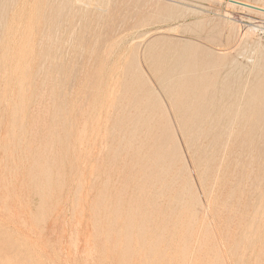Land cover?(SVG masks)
I'll return each mask as SVG.
<instances>
[{"label":"rangeland","instance_id":"1","mask_svg":"<svg viewBox=\"0 0 264 264\" xmlns=\"http://www.w3.org/2000/svg\"><path fill=\"white\" fill-rule=\"evenodd\" d=\"M232 1L264 7L0 0V264H264V12Z\"/></svg>","mask_w":264,"mask_h":264},{"label":"bare ground","instance_id":"2","mask_svg":"<svg viewBox=\"0 0 264 264\" xmlns=\"http://www.w3.org/2000/svg\"><path fill=\"white\" fill-rule=\"evenodd\" d=\"M237 2H238V1H237ZM239 3H240V2H239ZM238 5H239V4H238ZM247 5H249V4H247ZM232 6H233V5H232ZM234 6H236V5H234ZM250 6H253V5H250ZM254 7H257V6H254ZM245 8H246V7H245ZM245 8H244V9H245ZM258 8H261V7L258 6ZM263 8H264V7H263ZM263 8H262V9H263ZM242 9H243V7H242ZM244 9H243V10H244ZM246 9L251 10L252 8H251V9H250V8H246ZM100 10H101V9H100ZM248 10H246V11H248ZM258 12H259V11H258ZM252 13H253V11H252ZM257 14H258V13H257ZM247 27H248V26H247ZM249 29H250V28H249ZM251 30H252V28H251ZM253 31H254V30H253ZM55 32H56V31H55ZM246 32H247V31H246ZM240 33H241V32H240ZM70 36H71V35H70ZM240 38H241V37H240ZM242 38H243V37H242ZM240 40H241V39H240ZM169 44H170V43H169ZM160 45H161V44H160ZM166 46H167V45H166ZM163 47H164V46H163ZM168 47H169V46H168ZM179 47H180V46H179ZM145 49H146V48H144V50H145ZM155 49H156V48H155ZM173 49H174V48H173ZM173 51H174V50H173ZM164 53H165V51H164ZM164 53H163V54H164ZM176 53H177V52H176ZM176 53H175V54H176ZM152 54H153V53H152ZM144 55H145V54H144ZM179 55H180V54H178V56H179ZM182 55H183V54H182ZM138 56H139V55H138ZM158 57H160V56H158ZM183 57H184V56H183ZM183 57H182V58H183ZM168 60H169V59H168ZM170 60H171V58H170ZM172 60H173V59H172ZM204 60H206V58H204ZM155 61H156V60H155ZM164 61H165V60H164ZM168 62H169V61H168ZM201 62H202V61H201ZM203 63H204V61H203ZM199 65H201V64H199ZM234 65H235V64H234ZM137 67H138V66H137ZM159 67H160V66H159ZM163 67H165V65H164ZM166 67H167V66H166ZM151 68H152V67H151ZM161 68H162V66H161ZM130 69H132V68H130ZM133 70H135V69H133ZM133 70L131 71L132 73H133ZM198 70H200V68H199ZM244 70H245V69H244ZM250 70H251V69H250ZM135 71H136V70H135ZM135 71H134V72H135ZM159 71H160V70H159ZM201 71H202V70H201ZM201 71H200V72H201ZM140 72H142V71H140ZM137 73H138V71H137ZM154 73H155V72H154ZM201 73H202V72H201ZM140 74H141V73H140ZM155 74H156V73H155ZM128 75H129V74H128ZM136 75H137V74H136ZM158 75H159V74H158ZM200 75H201V74H200ZM129 76H130V75H129ZM131 76H132V75H131ZM201 76L203 77V75H201ZM138 77H139V76H138ZM132 78H133V77H132ZM135 78H137V77H135ZM141 79H142V77H141ZM198 79H200V78H198ZM238 79H239V78H238ZM111 80H112V79H111ZM131 80H132V79H131ZM131 80H130V82H131ZM247 80H248V79H247ZM135 81H137V80H135ZM140 81H141V80H140ZM143 81H144V80H143ZM143 81H141V82H143ZM221 81H223V80H220V82H221ZM125 82H126V81H125ZM200 82H201V81H200ZM131 83H132V82H131ZM131 83H129V84H131ZM136 83H137V82H136ZM138 83H140V82H138ZM129 84H128V85H129ZM145 84H146V83H145ZM145 84H144V87H146ZM199 84H200V83H199ZM134 85H135V84H134ZM142 85H143V84H142ZM146 85H147V84H146ZM183 85H184V84H183ZM188 85H189V84H188ZM236 85H237V84H236ZM149 86H150V85H149ZM190 86H191V85H190ZM126 87H129V86H126ZM126 87H125V89H127ZM130 87H131V85H130ZM147 87H148V85H147ZM188 87H189V86H188ZM194 87H196V84H195ZM141 88H142V87H141ZM148 88L150 89L151 87H148ZM191 88H192V87H191ZM132 89H133V88H132ZM135 89H137V88L135 87ZM145 89H147V88H145ZM152 89H153V88H152ZM101 90H102V89H101ZM143 90H144V89H143ZM153 90H154V89H153ZM130 91H131V90H130ZM128 92H129V91H128V89H127L126 94H127ZM138 92H139V91H138ZM141 92H142V89H140V93H141ZM155 92H156V91H155ZM199 92H200V91H199ZM133 93H134V91H133ZM145 93H146V92H145ZM145 93H144V94H145ZM192 93H193V92H192ZM137 94H139V93H137ZM170 94H171V93H170ZM182 94H183V93H182ZM187 94H189V93H187ZM198 94H199V93H198ZM212 94H213V92H212ZM130 95H131V94H130ZM167 95H168V94H167ZM189 95H191V94H189ZM133 96H134V94H133ZM170 96H171V95H170ZM183 96H184V95H183ZM137 97H138V96H137ZM178 97H179V96H178ZM186 97H188V96H186ZM186 97H185V98H186ZM23 98H24V97H23ZM131 98H133V97H131ZM159 98H160V97H159ZM174 98H176V97H174ZM124 99H125V98H124ZM181 99H182V98H181ZM132 100H133V99H132ZM149 100H150V99H148V101H149ZM171 100H172V98H171ZM144 101H146V99H144V100L142 99V103H144ZM121 102H123V101H120V103H121ZM125 102H126V101H125ZM131 102H132V101H131ZM146 102H147V101H146ZM159 102H160V101H159ZM118 103H119V102H118ZM160 103H161V102H160ZM219 103H220V102H219ZM122 104H123V103H122ZM149 104H150V103H149ZM152 104H153V103H152ZM157 104H158V103H157ZM124 105H125V104H124ZM144 105H145V104H144ZM146 105H147V104H146ZM146 105H145V106H146ZM160 105H161V104H160ZM117 106L119 107L120 105L117 104ZM126 106H127V105H126ZM140 106H141V105H140ZM145 106H144V107H145ZM163 106H164V105H163ZM177 106H180V105H177ZM217 106H218V104H217ZM127 107H128V106H127ZM138 107H139V106H138ZM161 107H162V105H161ZM172 107H174V106H172ZM139 108H142V107H139ZM146 108H147V107H146ZM181 108H182V107H181ZM181 108H179V109H181ZM85 109H86V108H85ZM150 109H151V107H150ZM152 109H153V107H152ZM158 109H162V110H163V109H165V107H164V108H160V107H159ZM177 109H178V108H177ZM240 109H241V108H240ZM111 110H112V109H111ZM192 110H194V109H192ZM230 110H231V109H230ZM88 111H89V110H88ZM107 111H108V110H107ZM136 111H137V110H135V112H136ZM100 112H101V111H100ZM102 112H103V111H102ZM144 112L146 113V110H144ZM144 112H143V113H144ZM149 112H150V111H149ZM152 112H153V111H152ZM159 112H161V111H159ZM224 112H225V111H224ZM143 113H140V115L143 114ZM161 113H162V112H161ZM163 113L165 114V112H163ZM239 113H240V111H239ZM239 113L237 114V116L239 115ZM153 114H154V113H153ZM158 114H160V113H158ZM176 114H177V113H176ZM81 115H82V114H81ZM85 115H86V113H85ZM129 115H130V114H129ZM140 115H138L139 118L142 117V115H141V116H140ZM161 115H162V114H161ZM185 115H186V113H185ZM224 115H225V114H224ZM158 116H159V115H158ZM158 116H157V117H158ZM79 117H80V114H79ZM83 117H84V116H83ZM143 117H144V114H143ZM149 117H150V116H149ZM164 117H166V116H164ZM127 118H128V117H127ZM129 118H130V117H129ZM129 118H128V121H130ZM139 118H138V119H139ZM151 118H152V115H151ZM154 118H155V117H154ZM158 118H159V117H158ZM205 118H206V116H205ZM78 119H79V118H77V120H75V121H78ZM99 119H100V118H99ZM115 119H116V117H115ZM142 119H143V118H142ZM144 119H145V118H144ZM148 119H149V118H148ZM165 119H167V118H165ZM154 120H155V119H153V120H151V121H154ZM208 120H209V119H208ZM80 121H81V120H80ZM80 121H79V122H80ZM114 121H115V120H114ZM114 121H113V122H114ZM128 121H126V122H128ZM133 121H134V119L132 120V124L134 123ZM143 121H144V120H143ZM151 121H150V122H151ZM160 121L162 122L161 119H160ZM165 121H167V120H164V122H165ZM82 122H83V121H82ZM115 122H116V121H115ZM121 122H122V121H121ZM150 122H149L148 124H150ZM164 122H163V123H159V121H158L159 124H165ZM95 123H96V122H95ZM166 123H168V122H166ZM195 123H196V122H195ZM200 123H201V122H200ZM236 123H237V121H236ZM146 124H147V123H146ZM146 124H145V125H146ZM168 124H169V123H168ZM223 124H224V123H223ZM120 125H121V123H120ZM129 125L131 126V124H129ZM150 125H151V124H150ZM157 125H158V124H157ZM169 125H170V124H169ZM180 125H181V124H180ZM193 125H194V124H193ZM204 125H205V124H204ZM209 125H210V124H209ZM158 126H159V125H158ZM167 126H168V125H167ZM218 126H219V125H218ZM113 127H114V126H113ZM131 127H132V126H131ZM136 127H137V126H135L134 128H136ZM145 127H146V126H145ZM148 127H149V126H148ZM148 127H146V128H148ZM160 127H161V126H160ZM169 127H170V126H169ZM193 127L195 128V126H193ZM229 127H230V126H229ZM233 127H234V126H233ZM92 128H93V126H92ZM120 128H121V127H120ZM120 128H118V129H120ZM161 128H163V126H162ZM164 128H165V127H164ZM166 128H167V127H166ZM190 128H191V127H190ZM230 128H231V127H230ZM128 129H129V128H128ZM153 129H154V128H153ZM176 129H177V128H175L174 130L177 131ZM97 130H98V129H97ZM112 130L115 131V128L112 129ZM121 130H122V129H121ZM130 130H131V129H130ZM130 130H128V131H130ZM134 130H135V129H134ZM136 130H137V128H136ZM138 130H140V129H138ZM138 130H137V131H138ZM146 130H150V129H146ZM159 130H160V128H158L157 133L159 132ZM208 130H209V129H208ZM233 130H234V129H233ZM144 131H145V130H144ZM162 131H163V129H162ZM188 131H189V130H188ZM192 131H193V130H192ZM192 131H191V132H192ZM197 131H198V130H197ZM215 131H217V129H216ZM229 131H230V129H229ZM146 132H148V131H146ZM167 132H168V130H166V133H167ZM191 132H190V133H191ZM225 132H226V131H225ZM102 133H103V132H102ZM104 133H105V132H104ZM111 133H112V132H111ZM127 133H128V132H127ZM132 133H133V132H132ZM159 133H160V132H159ZM161 133H162V132H161ZM176 133H177V132H176ZM176 133H175V135L173 134V136H172V138L175 139V141H176V137H177ZM180 133H181V132H180ZM227 133H229V132H227ZM233 133L235 134V131H234ZM98 134H99V133H98ZM112 134H113V133H112ZM143 134L145 135V133H143ZM147 134H148V133H147ZM167 134H168V133H167ZM203 134H204V133L200 134V135H201V138L204 137ZM231 134H232V129H231V133H230V135H231ZM259 134H260V133H259ZM124 135H126V134H124ZM133 135H134V134H133ZM137 135H138V134H137ZM148 135H149V134H148ZM148 135H147V136H148ZM164 135H165V134H164ZM186 135H187V134H186ZM188 135H189V134H188ZM188 135H187V136H188ZM225 135H226V134H225ZM91 136H93V135H91ZM103 136H104V135H103ZM117 136H121V132H120V135L117 134ZM142 136H143V135H142ZM142 136H141V137H142ZM145 136H146V135H145ZM150 136H151V135H150ZM154 136H157V135H154ZM174 136H175V137H174ZM189 136H191V135H189ZM202 136H203V137H202ZM128 137H129V136H128ZM137 137H139V136H137ZM230 137H232V136H230ZM132 138H135V137L132 136ZM139 138H140V137H139ZM154 138H157V137H154ZM164 138H165V136H164ZM179 138H181V137H179ZM185 138H186V137H185ZM185 138H184V139H185ZM187 138H188V137H187ZM187 138H186V140L188 141L190 138H188V139H187ZM192 138H193V137H192ZM194 138H195V137H194ZM212 138H213V137H212ZM227 138L229 139V135H227ZM227 138H226V140H227ZM233 138H234V135H233ZM241 138H242V137H241ZM104 139H105V138H104ZM117 139H118V138H117ZM123 139H124V138H123ZM123 139H122V141H123ZM136 139H137V138H136ZM160 139H161V138H160ZM231 139H232V138H231ZM231 139H230V140H231ZM95 140H96V139H95ZM95 140H94V141H95ZM137 140H138V139H137ZM179 140H180V139H179ZM186 140H185V141H186ZM226 140H224V141H226ZM103 141H104V140H103ZM131 141H133V140H131ZM138 141H139V140H138ZM153 141H154V140H153ZM170 141H172V139H170ZM175 141H174V142H175ZM199 141H200V139H199ZM91 142H92V141H91ZM123 142H124V141H123ZM140 142H142V141H140ZM140 142H139V143H140ZM158 142H159V144H160V140H158ZM205 142H206V141H205ZM222 142H223V141H222ZM95 143H96V141L94 142V146L97 145V144L95 145ZM97 143H98V142H97ZM102 143H103V142H102ZM102 143H101V146H102ZM113 143H114V142H113ZM137 143H138V142H137ZM171 143H172V142H171ZM175 143H176V142H175ZM178 143H179V142H178ZM98 144H99V143H98ZM130 144H131V143H130ZM140 144H141V143H140ZM140 144H139V147H140ZM142 144H143V142H142ZM155 144H156V143H155ZM180 144H181V143H180ZM187 144H188V143H187ZM193 144H194V143H193ZM222 144H223V143H222ZM131 145H132V144H131ZM131 145H128L129 148L132 147ZM172 145H174V144H172ZM181 145H182V144H181ZM215 145H216V144H215ZM223 145H225V144H223ZM223 145H222V146H223ZM94 146H93V147H94ZM97 146H98V145H97ZM97 146H96V147H97ZM104 146H105V145H104ZM154 146H155V145H153V146H151V147L153 148ZM169 146H170V144H169ZM178 146H179V145H178ZM182 146H183V145H182ZM187 146H189V145H187ZM187 146H186V147H187ZM133 147H134V146H133ZM139 147H138V148H139ZM192 147H193V146H192ZM194 147H195V146H194ZM201 147H202V145H201ZM201 147H199V148H201ZM223 147H224V146H223ZM104 148H105V147H104ZM127 148H128V147H127ZM180 148H181V147H179V148H177V149H178L180 152H183L182 150H180ZM183 148H184V147H183ZM216 148H217V147H216ZM228 148H229V147H228ZM105 149H106V148H105ZM133 149H134V148H133ZM133 149H132V150H133ZM135 149H136V147H135ZM207 149H208V148H207ZM222 149H223V153H224V152H225V151H224V148H221V146H220V150H221V152H222ZM225 149H226V148H225ZM103 150H104V149H103ZM103 150H101V152H102ZM128 150H129V149H128ZM130 150H131V149H130ZM193 150H194V149H193ZM193 150H192V151H193ZM196 150H197V149H196ZM201 150H202V149H201ZM220 150H219V152H220ZM134 151H135V150H134ZM157 151H158V150H157ZM157 151H156V152H157ZM166 151L168 152V150H166ZM190 151H191V150H190ZM190 151H189V152H190ZM185 152H186V151H185ZM219 152H218V154H219ZM122 153H123V152H122ZM134 153H135V152H134ZM147 153H148V152H147ZM147 153H146V154H147ZM157 153H158V152H157ZM161 153H162V152H161ZM161 153H160V154H161ZM183 153H184V152H183ZM183 153L180 154V157H181V155H183ZM191 153H192V152H191ZM191 153H188V154L190 155ZM198 153H199V152H198ZM215 153H217V150H216ZM215 153H214V154H215ZM226 153H228V152H226ZM226 153H225V154H226ZM135 154H136V153H135ZM155 154H156V153H155ZM192 154L195 155V156L197 155V153L195 154V150L193 151ZM136 155H137V154H136ZM144 155H145V154H144ZM184 155H185V154H184ZM186 155H187V154H186ZM193 155H191V156H192L193 158H195ZM132 156H133V161H135V160H134V154H133ZM146 156L148 157V155H146ZM172 156H173V155H172ZM172 156L170 155V157H172ZM201 156H202V155H201ZM214 156H215V155H213V157H214ZM216 156L218 157V155H216ZM138 157H139V156L137 155L136 158H138ZM149 157H151V155H150ZM174 157H175V155H174ZM174 157H173V158H174ZM183 157H185V156H183ZM187 157H188V156H186V158H187ZM217 157H216V158H217ZM219 157H220V159H221V158L223 159V156H219ZM225 157H226V156H224V158H225ZM130 158H131V156H130ZM136 158H135V159H136ZM143 158H144V157H143ZM145 158H146V157H145ZM145 158H144V159H145ZM173 158H172V159H173ZM199 158H200V157H199ZM202 158H204V157H202ZM118 159H119V158H118ZM148 159H149V158H148ZM155 159H156V158H155ZM174 159H175V158H174ZM180 159H181V158H180ZM180 159H179V160H180ZM213 159H214L213 161H218V160H219V159L216 160L215 158H213ZM225 159H226V158H225ZM225 159H223V160H225ZM141 160H142V159H141ZM145 160H146V159H145ZM170 160H171V159H170ZM184 160H186V159L184 158ZM199 160H200V159H199ZM199 160H198V161H199ZM223 160H222V161H223ZM114 161H115V159H114ZM192 161L194 162V160H192ZM198 161H196V162H198ZM219 161H220V160H219ZM222 161H221V163H222ZM131 162H132V161H131ZM144 162H145V161H144ZM151 162H152V161H151ZM168 162H169V161H168ZM190 162H191V161H190ZM193 162H192L191 164H193ZM224 162H225V161H223V164H224ZM140 163H141V162H140ZM171 163H172V162H171ZM174 163L177 164V162H174ZM184 163H186V162H184ZM188 163H189V162H188ZM194 163H195V162H194ZM225 163H226V162H225ZM134 164H137V163L134 162ZM155 164H156V163H155ZM155 164L153 163V165H155ZM178 164H179V163H178ZM186 164H187V163H186ZM186 164H185V165H186ZM214 164H215V163H214ZM214 164H213V165H214ZM165 165H167V164H165ZM165 165H164V167L166 168ZM169 165H171V164H169ZM189 165H190V164H189ZM194 165H196V164H194ZM210 165H211V164H210ZM215 165H216V164H215ZM215 165H214V166H215ZM221 165H222V164H221ZM134 166H135V165H134ZM149 166H151V165L149 164ZM172 166H173V165H172ZM172 166H171V168H172ZM192 166H193V165H192ZM200 166H201V165H200ZM219 166H220V165H219ZM222 166H223V165H222ZM153 167H154V166H153ZM182 167H183V166H182ZM196 167H198V165H196ZM196 167H195V168H196ZM223 167H224V166H223ZM223 167H222V168H223ZM225 167H226V166H225ZM145 168H146V165H145ZM149 168H150V167H149ZM167 168H168V167H167ZM171 168H169V169L171 170V172L174 171V169H171ZM173 168H177V166H176V167H173ZM178 168H180V167H178ZM190 168H191V166H190ZM211 168H213V166H212ZM211 168H210V169H211ZM215 168H216V167H215ZM153 169H154V168H153ZM184 169H185V168H184ZM188 169H189V168H188ZM188 169H187V171H188ZM197 169H198V168H196V170H197ZM200 169H201V168H200ZM205 169H206V168H205ZM205 169H204V170H205ZM217 169H218V168H217ZM219 169H220V167H219ZM225 169H226V168H225ZM155 170H158V169H155ZM179 170H180V169H179ZM181 170H182V169H181ZM191 170H192V169H190V171H191ZM211 170H212V169H211ZM211 170H210V173H211ZM167 171H168V170H167ZM206 171H208V170L206 169ZM215 171H216V170H215ZM224 171H225V170H224ZM224 171H223V172L221 171V173H224ZM152 172H153V170H152ZM152 172H151V173H152ZM160 172L163 173L164 170H163V171L161 170ZM168 172H169V171H168ZM175 172H176V170H175ZM218 172H219V171H217V173H218ZM225 172H226V171H225ZM149 173H150V172H149ZM164 173H165V172H164ZM179 173H180V172H178V177H179L178 179H181V176H184V175H183L184 172H183V173H180L181 176H179V175H180ZM197 173H199V172H197ZM152 174H153V173H152ZM152 174H151V175H152ZM166 174H167V173H166ZM166 174H165V175H166ZM172 174H173V173H172ZM174 174H176V173H174ZM174 174H173V175H174ZM187 174H188V173H187ZM207 174H208V173H207ZM207 174H206V175H207ZM198 175H200V173L197 174L196 176H198ZM214 175H215V174H214ZM219 175H220V173H219ZM225 175H226V174H225ZM148 176H149V175H148ZM166 176H167V175H166ZM166 176H165V178L168 177V176H167V177H166ZM169 176H170V173H169ZM207 176H208V175H207ZM209 176H210V174H209ZM209 176L207 177L208 180H209V178H210ZM223 176H224V174L222 175V177H223ZM199 177H201V176H199ZM204 177L206 178V176H204ZM224 177H225V176H224ZM162 178H163V177H162ZM169 178H170V177H169ZM175 178H176V177H175ZM205 178H203V179H205ZM213 178H214V177H213ZM167 179H168V178H167ZM167 179H165V181H166ZM178 179H177V181H179ZM196 179H197V178H196ZM199 179H200V178H199ZM210 179H211V178H210ZM217 179H220V177H217ZM217 179L215 178V181H214L215 183H216V180H217ZM223 179H224V178H223ZM184 180H185V179H184ZM208 180H207V181H208ZM168 181H169V179H168ZM168 181H167V182H168ZM203 181H204V183H205V180H203ZM167 182H165V183L167 184ZM174 182H175V180H174ZM181 182H182V181H181ZM186 182H187V185H186V183H185L184 185L188 186V180H187ZM198 182H199V181H198ZM200 182H201V181H200ZM217 182H218V181H217ZM219 182H221V181L219 180ZM161 183H164V182L162 181ZM168 183H169V182H168ZM172 183H173V181H172ZM176 183H177V182H176ZM201 183L203 184V182H201ZM207 183H208V182H207ZM211 183H212V182H211ZM179 184H180V183H179ZM179 184H178V185H179ZM162 185H163V184H162ZM164 185H165V184H164ZM164 185H163V186H164ZM169 185H170V187H171L172 185H174L173 187L176 189V187H175L176 184H175V183L172 184V185H171V184H169ZM200 185H201V184H200ZM205 185H207V184L205 183ZM209 185H211V184L209 183ZM213 185H214V184H213ZM216 185H217V184H216ZM220 185H221V184H220ZM179 186H181V185H179ZM186 186H185V187H186ZM201 186L204 187V185H201ZM201 186H200V188H201ZM214 186H215V185H214ZM214 186L212 187V189L216 187V186H215V187H214ZM217 186H218V185H217ZM182 187H184V186H182ZM203 187H202V188H203ZM179 188H180V187H179ZM202 188H201V189H202ZM169 189H170V188H169ZM184 189H185V188H184ZM184 189H182V191H183ZM186 189L189 191V187H188V188L186 187ZM204 189H205V188H204ZM204 189H202V190H204ZM206 189H207V187H206ZM206 189H205V191H206ZM212 189H211V190H212ZM216 190H217V189H216ZM171 191H173V189H172ZM178 191H179V190H178ZM184 191H185V190H184ZM184 191H183V192H184ZM192 191H193V190H192ZM205 191H204V192H205ZM213 191H214V190H212V192H213ZM180 192H181V191H180ZM183 192H181V193H183ZM186 192H187V191H186ZM186 192H185V193H186ZM204 192H203V193H204ZM176 193L178 194V192H175V194H176ZM189 193H191V192L189 191ZM213 193H215V192H213ZM187 194H188V193H186V196H187ZM191 194H192V193H191ZM196 194H198V193H196ZM182 195H183V194H181V196H182ZM184 195H185V194H184ZM188 195H189V194H188ZM207 195H208V194H207ZM214 195H215V194H214ZM189 196L191 197V199H192V197H193V199L195 198V196H193V194H192V196H191V195H189ZM189 196H188V197H189ZM204 196H205V195H204ZM212 196H213V195H212ZM184 197H185V196H184ZM184 197L182 196L181 198L183 199ZM190 197H189V199H190ZM197 197H198V196H197ZM199 197H200V195H199ZM210 197H211V195H210ZM181 198H179V201H180ZM185 198H186V197H185ZM201 198H202V197H201ZM201 198H200V199H201ZM214 198H215V196H214ZM177 199H178V198H177ZM182 199H181V200H182ZM187 199H188V198H187ZM191 199H190V201H191ZM196 199H197V198H196ZM205 199H206V196H205ZM207 199H208V198H207ZM197 200H198V201H196V200L194 199V201H195L196 203L198 202L197 204H199V201L201 202V200H199V198H198ZM208 200H212V199H208ZM215 200H216V199H215ZM185 201H187V200H185ZM205 202H206V201H205ZM211 202H212V201H211ZM213 202H215V201H213ZM216 202H217V200H216ZM182 203L184 204L183 201H182ZM189 203H190V202H189ZM201 203H202V202H201ZM194 204H195V203H194ZM199 205H200V204H199ZM211 205H212V204H211ZM213 205H214V204H213ZM213 205H212V206H213ZM185 206H186L185 209H191L192 204H188V206H190V208H187V205H186V204H185ZM203 207H204V206H202V210H204ZM195 208H196V207H195ZM207 209H208V208H207ZM207 209H206V210H207ZM208 210H210V209H208ZM186 211H187V210H186ZM194 211H195V210H194ZM187 212H188V211H187ZM190 212H192V210H191ZM207 212H208V211H207ZM208 214H209V212H208ZM189 215H190V214H189ZM202 215H203V214H202ZM195 216H196V215H195ZM179 220H180V219H179ZM210 220H211V219H210ZM205 222H206V221H205ZM193 224H195V223H193ZM212 224H213V222H212ZM215 226H216V225H215ZM210 227H211V226H210ZM213 228H214V227H213ZM211 229H212V228H211ZM218 234H219V233H218ZM215 245H216V244H215ZM262 248H263V247H262ZM261 250H262V249H261ZM262 251H263V250H262ZM260 252H261V251H260ZM261 257H263V256H261Z\"/></svg>","mask_w":264,"mask_h":264},{"label":"water","instance_id":"3","mask_svg":"<svg viewBox=\"0 0 264 264\" xmlns=\"http://www.w3.org/2000/svg\"><path fill=\"white\" fill-rule=\"evenodd\" d=\"M232 2H233V3H236V4H239V5H242V6H245V7H248V8H252V9H256V10H259V11H263V12H264V9H262V8H258V7L250 6V5L243 4V3H239V2H236V1H232Z\"/></svg>","mask_w":264,"mask_h":264}]
</instances>
